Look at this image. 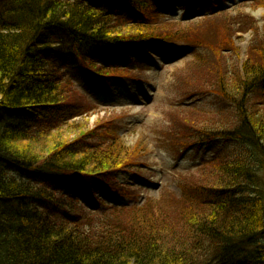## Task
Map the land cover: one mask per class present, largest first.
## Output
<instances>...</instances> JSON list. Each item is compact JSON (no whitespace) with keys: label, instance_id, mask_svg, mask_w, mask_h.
Masks as SVG:
<instances>
[{"label":"trees","instance_id":"trees-1","mask_svg":"<svg viewBox=\"0 0 264 264\" xmlns=\"http://www.w3.org/2000/svg\"><path fill=\"white\" fill-rule=\"evenodd\" d=\"M252 3L264 8V0ZM177 5L194 8L193 0H0V264H217L237 257H244L239 264H264V240L257 243L264 239V17L260 26L249 13L233 14L230 26L205 38L180 26L186 18L170 20ZM216 5L199 6L214 8L207 20L230 13ZM239 32L253 34L243 61ZM175 41L226 62L215 69L223 122L173 124L163 140L171 137L169 149L178 154L217 137L236 140L241 151L204 160L201 182L184 188L179 210L186 209L176 219L161 214L170 200L160 213L128 204L86 207L54 180L105 183L138 154L110 122L73 140L56 134L75 108L83 109L78 115L87 109L65 67L142 78L138 54L151 57L146 46Z\"/></svg>","mask_w":264,"mask_h":264},{"label":"rangeland","instance_id":"rangeland-1","mask_svg":"<svg viewBox=\"0 0 264 264\" xmlns=\"http://www.w3.org/2000/svg\"><path fill=\"white\" fill-rule=\"evenodd\" d=\"M214 1L217 7H226L230 13L226 16L219 14L218 18L209 21L207 19H211V16H205L211 15L214 8L209 6L199 9L204 0H193L192 11H186L182 5H177L170 20L182 21L186 18L188 23L180 26L192 25V28L204 33L205 38H208V34L218 33L222 28L230 26L231 15H237L239 12L249 13L259 20L260 26L263 25L264 8L256 7L252 3L253 0ZM234 39L236 47L239 48V61H243L251 51L253 34L239 32ZM146 50L153 59L146 61L142 72H138L146 81L143 85L124 78H100L77 67H65L66 77L76 85L87 109L78 115L82 109L81 105L75 108L73 112L76 115L69 120L70 123H63L61 132L56 133L63 139L73 140L84 128L110 122V131L118 135L126 147L135 150L138 162H133L125 171L115 173L112 180L105 183L94 177L56 178L54 181L75 193L80 202L90 209L102 204H128L137 208L151 206L160 213L159 207L168 208L167 200H170V211H161L166 220L170 221L184 213L182 211L185 207L179 210L184 188L201 182L200 167L204 160L216 155L232 156L240 152L242 147L236 140L228 141L217 137L200 146L192 145L186 152L179 154L169 149L172 138L164 141L162 134L166 133V130L169 131L173 124L215 128L223 122L218 121L224 106L219 103L222 97L215 69L223 67L226 62H219L211 56L202 57L196 53L200 52L199 47L187 41L146 46ZM138 58L141 61L146 59L143 53H139ZM225 59L227 63H238L236 58ZM221 106L223 107L220 109ZM73 122L74 126L71 125ZM100 139L108 141L105 136ZM211 170L212 168H209L207 171ZM150 198L154 201L148 202ZM162 199L164 202H161ZM182 218L185 219V215H182ZM261 240L264 239L257 243ZM241 261H244V257L217 264H239Z\"/></svg>","mask_w":264,"mask_h":264}]
</instances>
